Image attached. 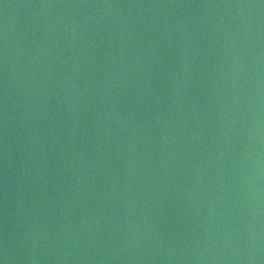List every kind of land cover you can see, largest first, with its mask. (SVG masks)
Instances as JSON below:
<instances>
[{
  "label": "water",
  "instance_id": "obj_1",
  "mask_svg": "<svg viewBox=\"0 0 264 264\" xmlns=\"http://www.w3.org/2000/svg\"><path fill=\"white\" fill-rule=\"evenodd\" d=\"M0 264H264V0H0Z\"/></svg>",
  "mask_w": 264,
  "mask_h": 264
}]
</instances>
